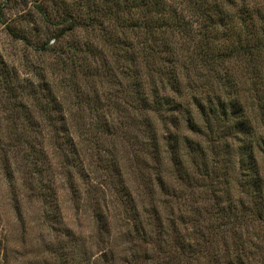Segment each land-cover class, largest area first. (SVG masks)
Wrapping results in <instances>:
<instances>
[{
  "label": "rangeland",
  "instance_id": "obj_1",
  "mask_svg": "<svg viewBox=\"0 0 264 264\" xmlns=\"http://www.w3.org/2000/svg\"><path fill=\"white\" fill-rule=\"evenodd\" d=\"M133 1L122 22L140 26L123 34L111 16L87 26L86 11L105 0H0V264H264V221L248 211L264 199L263 151L243 162L186 126L187 109L203 124L192 96L243 93L263 134L244 63L192 55L189 0ZM235 1L226 5L235 32L264 30V0ZM176 16L187 29L161 34L157 25L146 39V23ZM226 25L212 32L215 51L236 41ZM225 76L239 89L230 80L219 89ZM144 95L160 99L163 118ZM167 131L178 136L182 169ZM197 139L207 158L189 148Z\"/></svg>",
  "mask_w": 264,
  "mask_h": 264
},
{
  "label": "trees",
  "instance_id": "obj_2",
  "mask_svg": "<svg viewBox=\"0 0 264 264\" xmlns=\"http://www.w3.org/2000/svg\"><path fill=\"white\" fill-rule=\"evenodd\" d=\"M192 4H196V24L197 27L195 30L197 31L198 39H197V45L195 52H193L192 55H195L200 61L201 64H211L215 65L216 63L229 61L231 58L234 60H241L244 63V72L246 73V77L248 79L249 86L247 90L252 95L251 97L256 96L257 103L259 104V108L261 109V112H259L260 120L263 122L264 126V104H260V101L263 99V91L264 86L259 87L256 85L257 81L256 79H261L262 82V72H261V64L264 62V30H257L250 29L245 34H241L240 32H235V29L233 26L235 24H231V18H230V12L229 9L226 8L227 4H235V0H189ZM213 1L214 7L213 10H217L218 13L214 15L212 13V8L210 7V3ZM139 2H132L130 4V7L128 5V0H105V3L100 5L97 3H93V6L89 7V9L85 13L84 20L86 19L87 26H93L96 24H99L100 21L105 17L109 18L110 16L113 17V22L115 23V27H121L123 28L121 31L123 34L126 33V30L133 31L139 28L140 25L136 24L135 21H128L126 24H123L122 14L123 11L127 13L131 7L136 8L138 7ZM113 4L115 5V8L112 7ZM230 13V14H229ZM262 18L260 19V22H264V14L261 13L260 15ZM230 18V19H229ZM228 20L230 23L227 24ZM194 22V21H193ZM217 22V23H216ZM189 21H187L182 16H176L172 19L166 18L164 21L162 20L158 24H150L149 22L146 23L145 29H147L146 32H149V35L146 36V39L149 41L155 40V34L153 33L157 30H159L158 33L164 34L166 31H181L183 32L185 29H187ZM219 23H222L226 25V30H229L227 35L233 34V36L236 37V41H231L230 44L227 45L226 48L222 49V51H215L214 47L211 45L212 39L211 35L212 32L215 30L214 28ZM244 24V22H242ZM251 25L253 26V23L251 22ZM72 28V27H70ZM185 28V29H184ZM240 26L238 28L241 29ZM240 31V30H239ZM174 33V32H173ZM244 35V36H243ZM125 37L127 35H124ZM127 38V37H126ZM231 39H234L232 37ZM235 40V39H234ZM143 43L146 42L142 40ZM118 44H127V41L125 39L119 38L117 40ZM148 47H150V43L147 44ZM171 49V48H170ZM172 50V49H171ZM149 52V51H146ZM192 66L193 64H189ZM187 67V66H186ZM195 71V68H193ZM187 71H189L187 67ZM178 71H174L175 76V82L177 84V89H180L179 84L180 81L178 80L179 77L177 76ZM135 76L137 75V72L134 73ZM188 74V73H187ZM218 76V78H217ZM218 79V81H221L222 76L221 75H214ZM178 78V79H177ZM220 78V79H219ZM228 80L232 81L230 83V86H233L237 89H239V86L237 85V80L233 79L231 80L228 77H224V81L222 82V87H219V89H222L226 82ZM137 83V82H136ZM138 85V84H137ZM206 85V84H205ZM136 92H140L142 87L139 85L137 86ZM155 87V86H153ZM152 89L156 92L157 88ZM151 88V87H150ZM203 92L206 91L205 86H201ZM210 89V93L215 91L214 89ZM252 92V93H251ZM205 95V94H201ZM211 97L209 94L205 95L206 97V103H204L203 98L204 97H195L192 96L194 99L196 108L198 110V113H200L202 117V125L198 124V119H196L192 114L191 109H187V117H186V126H189L188 129L195 132V134L203 135L204 134V141L208 143H211V150L214 151V148L219 145V142L222 145L223 152L226 155L232 154L234 151L240 152V160L246 161V159L251 160L254 162L255 160V147L259 146V150L263 151L264 153V128H263V134L259 131V129H256V125L254 121H251L250 117L246 113V110L248 106H246V101H248V98L243 96V93L239 94L234 99H221L220 96H216L213 99H210ZM142 104L145 106V108H149L151 110H157L159 115L163 118L162 112H161V101L156 96L154 99H152V102L147 98V96H142ZM208 134H205V132ZM157 135L156 132L152 138V142L154 145H157ZM164 138L167 143H169L170 148H173L176 150V154L172 155L174 157V160L176 162V165L179 168H183L182 160L180 159V156L177 155L179 152V146H178V136H176L175 133H172L170 131H167L165 133ZM188 142V141H187ZM191 149H195L196 151L200 150L203 153V156L207 158V155L205 156L204 146L202 143H200V139H197L196 142L187 143ZM208 146V145H207ZM257 148V147H256ZM230 153V154H229ZM251 161H248L251 163ZM252 168V166H251ZM253 169H255L253 167ZM253 181L256 182L258 185L261 181V175L260 173H257L255 175V178H253ZM258 192H261L260 190L263 188L262 185L259 184L257 187ZM261 197V195H260ZM261 199L258 201H254L253 204L254 207L250 208L248 211L253 212V215L258 218L261 221H264V199ZM230 204V203H229ZM216 212H221L220 208H215Z\"/></svg>",
  "mask_w": 264,
  "mask_h": 264
}]
</instances>
